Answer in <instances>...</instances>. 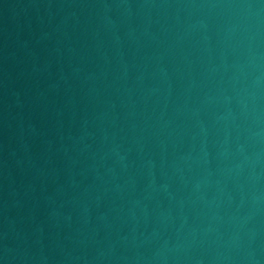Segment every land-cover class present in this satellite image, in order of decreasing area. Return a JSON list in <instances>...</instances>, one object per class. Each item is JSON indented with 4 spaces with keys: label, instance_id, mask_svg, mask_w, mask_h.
Instances as JSON below:
<instances>
[{
    "label": "water",
    "instance_id": "1",
    "mask_svg": "<svg viewBox=\"0 0 264 264\" xmlns=\"http://www.w3.org/2000/svg\"><path fill=\"white\" fill-rule=\"evenodd\" d=\"M0 264H264V0H0Z\"/></svg>",
    "mask_w": 264,
    "mask_h": 264
}]
</instances>
